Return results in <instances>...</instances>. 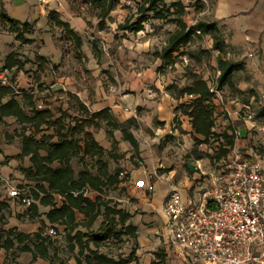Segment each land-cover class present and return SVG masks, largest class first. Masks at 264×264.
I'll return each instance as SVG.
<instances>
[{"label": "rangeland", "instance_id": "1", "mask_svg": "<svg viewBox=\"0 0 264 264\" xmlns=\"http://www.w3.org/2000/svg\"><path fill=\"white\" fill-rule=\"evenodd\" d=\"M139 1L120 0L109 17L101 21L99 11L85 0H48L43 5L38 0H3L6 14L21 23L32 24L34 32L27 35V38L32 40L31 43L22 44L0 23L2 52L0 66L5 55L11 51L18 52L19 58L26 60L25 69L19 72L16 70L4 72L5 81L12 84L18 92L31 94L37 107L50 109L56 117L62 111L76 116L77 99L86 102L91 109L93 103L107 106L118 102L124 108H132L130 111L138 121V127L133 129V133L140 142L141 154L145 156L135 158L134 162L145 166L146 160L156 161V177L150 180L154 185V191H148L147 195L150 199L154 197L156 201H164L171 188L175 187L178 190L183 188L185 178L193 174L189 168L196 159L202 160L203 171L210 167L215 171L216 177L224 176L223 170L227 159L217 158L219 142L212 141L196 147L192 137L183 138L180 133L172 134L178 123L182 124L180 121H174V113L179 103L172 100L165 90L173 82L181 87L187 85L189 75L193 72L206 79L209 86L215 89L219 75L218 53L212 50V40L209 36L196 38L188 48L187 64L181 59L172 68L161 67L162 63L155 52L165 46L169 34L175 30V24L170 21L175 15H169L167 20L150 17L144 24L143 31L138 33L121 30L119 26L126 22L133 24L138 18ZM182 1L186 7L184 20L188 25L199 21L216 24L221 21L216 16L218 0ZM165 2L170 6L174 0ZM251 4L252 0H227L226 6H229L230 14L235 15L240 12L247 13ZM41 6L45 11L43 13L40 10ZM53 10L59 12L62 20L68 22L72 30L80 36L82 39L80 47L76 46L64 30L48 23L47 15ZM261 15L260 12L256 15L243 14L235 20L236 26L238 29L245 28L252 36L254 35L252 30L256 32L264 27V16ZM221 32L230 43L232 34L229 28L224 26ZM94 49L98 52L97 56ZM37 55H42L46 59L42 69L38 68ZM227 58L232 61L250 59L249 70L237 73L234 79L237 84L245 83V90H253L256 97L250 94L240 96L229 89L216 91L215 102L220 110L216 112L215 131L219 134L228 126L234 129L237 140L229 158L233 152L241 157L258 158L264 154V117L258 116L264 109V34L252 41L245 51L234 48ZM186 100L189 98L182 99V102ZM224 107H234L233 111H237L238 118L232 122ZM160 122L164 123V126H160ZM22 128L13 119L0 123V200L9 194L12 186L22 187L27 184L21 167L28 166V159L20 161L16 158L21 147L20 139L14 137L9 141L6 136L7 134L14 136L16 132L22 131ZM27 132L30 133L32 130L27 129ZM50 133L51 131H47V134ZM116 136L120 139L119 133ZM100 142L110 147L104 135L100 136ZM128 150L129 147L124 143L119 146V152ZM127 152L125 158L118 164L126 172H130L133 169V161ZM86 162L87 167L94 170V162L90 159ZM73 165L76 171L82 169L81 163L77 160H74ZM115 166L116 164L111 162V170ZM126 183L108 190L106 195L122 200L121 204H132L134 200L127 193ZM210 183V177L203 176L200 181L195 182L199 188L197 200ZM14 208L24 210L20 204H15ZM9 212L0 211V223L4 216L6 219L10 216ZM141 220L148 221L140 215L135 219V223H141ZM164 227L165 217L159 213L155 216L152 232L154 234L156 231L162 232ZM53 240L59 248L58 258L68 260L71 256L63 235L59 234ZM134 245L133 240L125 237L122 243L108 241L100 251L117 259L123 256L128 258ZM165 247L161 244L157 250ZM169 250L172 253L167 254V264H178V261H183L174 247L170 246ZM13 258L14 256L10 255L3 264H16ZM19 260L20 264H25L29 258L25 256ZM58 262L57 259L55 263Z\"/></svg>", "mask_w": 264, "mask_h": 264}, {"label": "trees", "instance_id": "2", "mask_svg": "<svg viewBox=\"0 0 264 264\" xmlns=\"http://www.w3.org/2000/svg\"><path fill=\"white\" fill-rule=\"evenodd\" d=\"M85 1L99 11L101 21L107 19L120 2ZM165 1L140 0L136 21L133 24L126 22L119 27L126 32L138 33L143 31L144 24L150 17L167 20L169 15H175V18L170 20L175 24V30L169 34L165 46L155 52L162 63L161 67L165 68L176 66L178 60L186 57L190 44L196 38L210 37L212 50L218 53L219 75L214 91L206 79L194 72L189 75L187 85L181 87L173 82L165 90L175 101L189 98L178 104L176 112L180 111L181 115L189 118L190 134L196 147L217 141L220 143L217 158L229 160L237 136L232 126H228L219 134L215 131L218 108L215 102L216 91L229 89L240 96L250 94L255 98L256 93L253 90H241L240 83L237 84L234 79L237 73L247 72V66L243 61L227 58L234 51V47L226 41L216 22L199 21L188 25L184 20L186 7L183 1L174 0L170 6H167ZM47 17L48 23L64 30L77 47L82 45L80 36L72 30L68 22L62 20L59 12L50 11ZM0 23L14 35L16 41L22 44L31 43L32 40L27 38V35L34 32V26L8 16L3 7V0H0ZM94 51L97 56V50ZM36 59L38 68L42 69V64L46 62L45 57L37 55ZM25 63L26 60H21L18 52L11 51L3 61L0 74L11 70L22 71L25 69ZM77 104L76 116L62 111L56 117L50 109H38L31 94L18 92L12 84L4 85L0 81V123L5 119H13L23 127L22 131L16 132L14 136H6L9 141L14 137L20 139V153L16 158L20 161L28 159L30 164L27 168H21L25 180L30 182V185L19 188L27 190L34 200L27 207L24 217L40 224L36 232L23 233L17 228L5 229L4 216L0 223V251H4L7 257L30 253L32 261L42 259L49 264H55L58 259L60 264H64V261L58 258L59 248L56 242L46 233L49 228H53L59 235L58 227L61 226L67 251L76 264H130L135 261L134 251L128 258L117 259L101 252L100 249L111 240L122 243L125 237L133 241L137 239V227L130 223L132 215L121 207L119 199L107 196L106 192L128 182L130 178V173L118 164L127 152H119L122 143L129 147L133 168L141 167L138 162H134L135 158L141 157L140 142L133 133V129L138 127V121L135 117L120 121L108 107L92 112L78 99ZM258 116L264 117V109ZM175 120L178 121L177 116ZM159 125L164 126V123L160 122ZM27 129L32 132L28 133ZM177 129L183 133L179 123ZM47 131L51 133L47 134ZM100 132H103L105 140L109 143V149L97 141L96 135ZM117 133L120 134V139L116 136ZM260 157H264V154ZM87 159L94 162V170L87 167ZM74 160L81 163V170H75ZM111 162L116 164L113 170L110 167ZM56 200H60L59 206ZM15 201L21 204L18 200ZM41 206L47 207L48 211L40 213ZM0 211H10L9 205L0 202ZM18 217L23 220L22 216ZM153 255L152 264H167L164 248L155 251Z\"/></svg>", "mask_w": 264, "mask_h": 264}, {"label": "built area", "instance_id": "3", "mask_svg": "<svg viewBox=\"0 0 264 264\" xmlns=\"http://www.w3.org/2000/svg\"><path fill=\"white\" fill-rule=\"evenodd\" d=\"M38 1L43 5L48 0ZM182 62L187 64L188 59L183 57ZM0 81L9 85L3 73ZM194 171L205 175L199 160L194 161ZM223 174L198 200L184 199L177 188H171L162 205L164 230L155 235L188 264H264V157L233 152ZM147 189L153 191V185ZM9 196L26 207L34 202L24 188H13ZM48 233L56 235L53 229Z\"/></svg>", "mask_w": 264, "mask_h": 264}, {"label": "crops", "instance_id": "4", "mask_svg": "<svg viewBox=\"0 0 264 264\" xmlns=\"http://www.w3.org/2000/svg\"><path fill=\"white\" fill-rule=\"evenodd\" d=\"M217 2H218V6L216 10V16L217 18H220L221 20L220 22L217 23V27L220 30H222L224 26L229 28L232 34L229 44L232 45L234 48L243 49L245 51L246 47L249 44H251L252 41H254L255 39H258L261 35L264 34V27H263L260 31L258 30L256 31L258 33H256L255 30L254 31L252 30V33L254 32V35L252 34V36H250L248 30L245 31V28L238 29L235 23V20L239 18L240 16H242L243 14L256 15L258 14V12H260L262 14L261 16H264L263 15L264 14V0H252V4L250 5L251 7L247 11V13L240 12L239 14L237 13L235 15L230 14L229 6H226L227 0H218ZM261 7H262V10H261ZM40 10H41V13L45 12L42 6ZM225 12H228L229 14L228 13L225 14ZM1 54L2 52H0V55ZM7 55H5V57ZM5 57L3 59H5ZM243 62L246 64L247 69L249 70L250 59H245L243 60ZM239 88L241 90H245L246 89L245 83L243 84L240 83ZM172 100L174 99L172 98ZM180 102H182V100L179 101L178 103ZM82 103H84L89 108V110L92 112L99 111L103 108L108 107L111 109L112 113L116 116V118L120 121H125L130 117L136 118V116H133L132 112L130 111L132 108H124L123 105L119 102L117 104H109L107 106H99L98 104L93 103L92 109L89 107V105L86 102L82 101ZM124 109H126V111H124ZM233 109L234 107H224V111H226L230 115V120L232 122L238 118L237 111L236 110L233 111ZM219 110L220 109L218 107L216 109V112ZM175 116H177L178 121L182 123L180 124V127H181V130H183V133H180L178 129H175V131L172 132V134L178 135V133H180V135H182L183 138H185V136L192 137L190 134L191 125H190L189 118L181 115L180 111H177L176 113H174V117ZM102 135L103 134L101 133L100 135H96V139L103 147L109 149L110 148L109 146H106L100 142V136L102 137ZM19 153H20V149L17 154ZM141 155L142 157L145 158L143 153ZM194 161L192 163V166L189 168L190 171L193 172L192 176L186 177L185 180L183 181L184 182L183 188L181 189L179 188V191L184 199H187V198L196 199V195L199 192V188L195 185V182L200 181L202 176L210 177V181H212L216 177L214 174L215 171H213V169H211L210 167L205 168V170L203 171L205 175H202L201 173L194 171ZM199 161L201 162L202 160H199ZM156 165L157 163L155 160L153 159L151 161L146 160L145 166H141L136 169L133 168L130 170L129 172L130 178L128 182L126 183L127 193L134 201L132 204H128V205L121 204V207L132 215L130 223L137 227V239L136 241H134L135 245L132 250L134 251L135 261H132L130 264H152L154 260L153 253L157 251V249L160 247L161 244L166 246L165 251L167 254L172 253L169 250V247L167 246L166 241L160 237H157L152 232V229L155 223V216L159 213L163 214L162 205L164 202L163 200L156 201L154 197L150 199V197L147 195L148 194L147 187L149 186V184H151L150 180L154 178V176L152 175L155 174ZM29 166L30 164L28 163V166H24L21 168H27ZM25 183H27L25 185L26 187L30 185V182H28L27 180L25 181ZM197 184L199 185L200 182H197ZM15 187H19V186H12L10 190H12ZM153 191H154V185H153ZM119 201L123 203L122 200H119ZM0 202L7 203L9 205V210H10V213H9L10 216H7L6 225L4 226L5 229L17 228V230L23 233H34L39 229L40 224L38 222L28 221L24 217L26 213V209H27L26 206L20 204L24 208L23 211H19L18 209L14 208V205L19 204V203H17L15 199L11 198L9 194L6 197H4V199L2 198ZM56 202L58 206L61 204L60 200H56ZM47 211H48L47 207H42V206L40 207V213H45ZM140 215L142 216L143 219L147 218L148 221L146 222V221L141 220V223H135V219L138 218ZM18 216H22L23 220H20ZM42 219H44V217H42ZM58 228H59V234L64 235V233L62 232L63 227L59 226ZM50 229H53V228H49L46 233H48ZM56 237H57V234L55 236H52V238H56ZM9 256L7 257L4 251H0V264H3L5 261H7ZM25 256L29 258V260L25 264H49L47 261H44L42 259H37L36 261H32V255L30 253H19L16 256H14L13 259H15L16 264L17 263L20 264L19 259ZM63 261H64V264H76L73 257H70L68 258V260L66 261L63 260ZM55 264H60V262L55 263ZM178 264H188V263L184 261H178Z\"/></svg>", "mask_w": 264, "mask_h": 264}]
</instances>
